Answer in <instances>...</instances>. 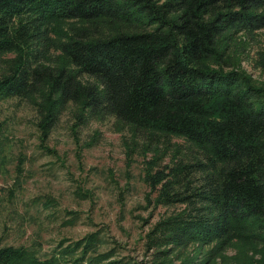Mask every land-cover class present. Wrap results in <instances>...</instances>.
Segmentation results:
<instances>
[{"label": "trees", "instance_id": "16d2710c", "mask_svg": "<svg viewBox=\"0 0 264 264\" xmlns=\"http://www.w3.org/2000/svg\"><path fill=\"white\" fill-rule=\"evenodd\" d=\"M262 8L264 0H0V56L13 54L3 59L0 100H30L44 137L71 103L89 117L182 138L186 158L154 170L151 163L144 175L155 204L169 208L146 232L154 261L192 244L194 264L232 244L259 254L264 88L226 68L234 35L264 26ZM54 46L61 59L51 64ZM94 240L81 239L71 258L63 257L68 248L40 258L0 245V264H100L108 252L85 255Z\"/></svg>", "mask_w": 264, "mask_h": 264}, {"label": "rangeland", "instance_id": "374dc122", "mask_svg": "<svg viewBox=\"0 0 264 264\" xmlns=\"http://www.w3.org/2000/svg\"><path fill=\"white\" fill-rule=\"evenodd\" d=\"M66 25H55L58 35ZM50 38L55 43L59 36ZM227 53L226 69L237 68L264 88V26L238 32ZM47 54L51 64L61 59L55 46ZM12 56H0V70ZM190 148L180 137L135 130L110 116L89 117L71 103L44 137L30 100H0V245L21 246L40 258L68 248L63 257L71 258L82 250L83 242L76 243L92 233L96 240L85 255L108 252L100 264H194L196 245L156 261L146 246V232L169 210L155 204L144 182L148 165H169ZM261 256L264 251L232 244L209 264H253Z\"/></svg>", "mask_w": 264, "mask_h": 264}]
</instances>
